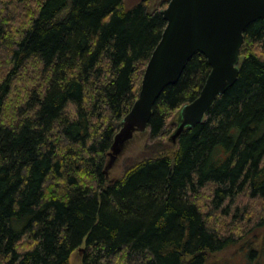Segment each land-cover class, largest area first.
<instances>
[{
	"label": "trees",
	"instance_id": "trees-1",
	"mask_svg": "<svg viewBox=\"0 0 264 264\" xmlns=\"http://www.w3.org/2000/svg\"><path fill=\"white\" fill-rule=\"evenodd\" d=\"M169 1L0 0V264H69L80 249L82 264H206L239 245L264 264V18L204 120L167 143L210 72L195 53L155 102L139 157L106 182ZM229 216L241 221L223 228Z\"/></svg>",
	"mask_w": 264,
	"mask_h": 264
},
{
	"label": "water",
	"instance_id": "water-1",
	"mask_svg": "<svg viewBox=\"0 0 264 264\" xmlns=\"http://www.w3.org/2000/svg\"><path fill=\"white\" fill-rule=\"evenodd\" d=\"M161 14L166 27L147 62L138 97L113 138L112 160L135 133L147 130L155 102L178 82L195 53L205 57L210 72L199 96L182 107L170 139L176 141L184 130L204 120L216 98L235 83L243 33L264 18V0H170Z\"/></svg>",
	"mask_w": 264,
	"mask_h": 264
},
{
	"label": "rangeland",
	"instance_id": "rangeland-1",
	"mask_svg": "<svg viewBox=\"0 0 264 264\" xmlns=\"http://www.w3.org/2000/svg\"><path fill=\"white\" fill-rule=\"evenodd\" d=\"M140 1L141 0H124V6L127 9H129V8H132L133 6H135L136 4H138ZM159 3H160V0H152L150 8L152 10H155ZM0 57L2 58L1 55H0ZM240 61H241V59H240ZM27 73H29V72H27ZM34 78L35 77H33V79ZM37 78L38 77L36 76L35 81H37ZM31 79H32L31 76L26 77L24 75L21 80L19 79V80L14 82L13 86H14L15 90L13 92V95L11 96L9 101L7 102V107H8L7 110L8 111H10L12 109V107H13L12 104L18 103L17 98H16L18 96V94H19V97H22L25 95L26 90L28 88H30V83L26 84V80H31ZM21 92H22V94L20 95ZM181 109L176 113V115L174 116V118L170 122L175 127L172 134L177 129L178 122H179V114H180ZM8 114H10V113H8ZM11 119L12 118H9V120H11ZM147 137H148L147 131L135 133L133 135V138L130 139L128 142H126L123 145L120 153L116 156V158L114 160L108 158V162L106 164V182L107 183H111V182H113V181H115V180H117L123 176V174L125 172L126 165L129 162L138 158L139 155L141 154L142 150L144 149ZM167 143L170 146H173L175 141L168 139ZM198 199H199V201H205L206 200V194L201 193ZM241 201H242L240 204L241 208L244 205H246L249 210L251 209L252 211H255L256 206L254 203L247 201V200H241ZM224 219H221V223H222L223 228L226 225L236 224V221H241L238 217L233 218V216H229V217L224 218ZM241 226L245 227V222H243L241 224ZM250 226L251 225H249V227ZM229 227L230 226H228V228ZM246 251H247V247H245V246L243 247V246L239 245L237 247L227 249L225 251H222V252H219L216 254H211L208 257L206 264H245L246 263V256H245ZM69 264H82L81 252H78L77 250L74 251L70 256Z\"/></svg>",
	"mask_w": 264,
	"mask_h": 264
}]
</instances>
